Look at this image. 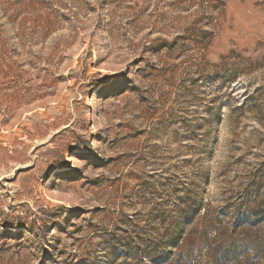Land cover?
I'll list each match as a JSON object with an SVG mask.
<instances>
[{
    "label": "rangeland",
    "instance_id": "rangeland-1",
    "mask_svg": "<svg viewBox=\"0 0 264 264\" xmlns=\"http://www.w3.org/2000/svg\"><path fill=\"white\" fill-rule=\"evenodd\" d=\"M0 264H264V0H0Z\"/></svg>",
    "mask_w": 264,
    "mask_h": 264
}]
</instances>
